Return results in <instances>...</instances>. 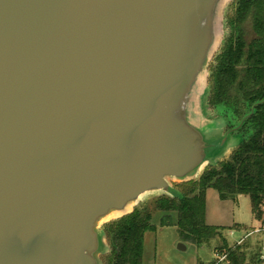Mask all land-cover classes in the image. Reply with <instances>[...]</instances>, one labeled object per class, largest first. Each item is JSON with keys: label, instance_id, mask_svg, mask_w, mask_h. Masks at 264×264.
Returning <instances> with one entry per match:
<instances>
[{"label": "water", "instance_id": "1", "mask_svg": "<svg viewBox=\"0 0 264 264\" xmlns=\"http://www.w3.org/2000/svg\"><path fill=\"white\" fill-rule=\"evenodd\" d=\"M229 1L0 0V264H101L103 223L222 162Z\"/></svg>", "mask_w": 264, "mask_h": 264}, {"label": "trees", "instance_id": "2", "mask_svg": "<svg viewBox=\"0 0 264 264\" xmlns=\"http://www.w3.org/2000/svg\"><path fill=\"white\" fill-rule=\"evenodd\" d=\"M247 23L253 34L250 40ZM227 27L229 35L211 68L207 104L224 117L228 131H234L240 142L228 160L207 168L179 198L156 202L160 211L176 215L175 223L163 216L160 226H175L184 241L196 245L222 238L224 230L205 222L208 189L222 201L248 196L254 219L262 222L264 214V0H236V13ZM154 231L148 214L121 218L106 231L111 248L108 264H142L144 236ZM222 240L218 251L226 264H264V256L248 259L242 246L229 247Z\"/></svg>", "mask_w": 264, "mask_h": 264}, {"label": "rangeland", "instance_id": "3", "mask_svg": "<svg viewBox=\"0 0 264 264\" xmlns=\"http://www.w3.org/2000/svg\"><path fill=\"white\" fill-rule=\"evenodd\" d=\"M235 13L236 0H230L223 10L221 43L208 63L206 87L201 101L202 113L207 120H221L223 122V134L228 132L226 120L219 115V112L209 108L207 99L211 87V68L215 65L216 57L222 49L224 40L229 35L227 21L233 18ZM245 28L247 31V40H250L253 37V34L250 33V24H245ZM228 140L233 143L235 147L224 157L222 162L229 159L232 151L238 146L240 137L232 133L231 136L228 137ZM219 164L215 166V168L218 167ZM207 168L209 167H204L193 181L187 183L172 182V186L180 192V194L186 192L190 187V183L197 182ZM164 197L173 199L161 192L145 195L138 204L133 207L132 212L127 215L148 214L150 216V223L155 227L154 232H147L144 236L142 264H226L224 257L221 256L218 251L223 247L222 238H224L229 247H234L236 245L242 246L248 259L254 254L264 256V214L262 222H258L254 219L248 196H239L236 202L229 200L222 201L219 199L215 190L208 189L206 191L205 222L209 226L222 227L224 230L221 232L222 238H215L201 245L184 241L179 236L177 228L173 225L169 227L160 226V219L165 215L169 216L173 223L176 221L175 213H165L156 207V202ZM119 220L118 218L110 219L100 227V231L106 236L105 244L107 243L108 245L107 251L99 255L101 264H108L111 252L110 241L106 235V231Z\"/></svg>", "mask_w": 264, "mask_h": 264}]
</instances>
